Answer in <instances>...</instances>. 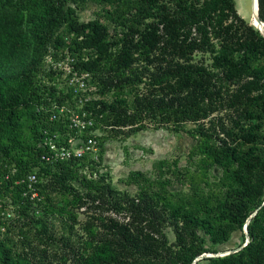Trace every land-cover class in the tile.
Instances as JSON below:
<instances>
[{"label":"trees","instance_id":"trees-1","mask_svg":"<svg viewBox=\"0 0 264 264\" xmlns=\"http://www.w3.org/2000/svg\"><path fill=\"white\" fill-rule=\"evenodd\" d=\"M83 1L0 0V264H192L236 232L243 245L254 213L245 247L195 264H264V38L234 0H95L79 22ZM65 54L85 75L66 103L99 145L184 132V164L130 173L131 194L88 157L46 162L49 138L76 133L49 119L64 99L42 61Z\"/></svg>","mask_w":264,"mask_h":264},{"label":"rangeland","instance_id":"rangeland-1","mask_svg":"<svg viewBox=\"0 0 264 264\" xmlns=\"http://www.w3.org/2000/svg\"><path fill=\"white\" fill-rule=\"evenodd\" d=\"M236 10L239 16L251 23L252 21V3L251 0H234ZM100 10V7L95 0H84L77 7V19L79 22H88L93 17L95 11ZM51 53V52H50ZM75 56L65 54L60 60L55 61L54 57L46 56L42 65L45 69H51L54 72V85L60 90L59 95L64 99L62 105H58L63 109V113H69L70 107L67 105V93L72 90V82L77 76V71L74 68ZM71 112V111H70ZM70 120H75L77 124H81L83 117L77 115L75 111L71 112ZM87 118L91 116L86 115ZM93 123L94 120H93ZM87 132L86 137L100 136L106 132L101 130H92ZM81 135V134H80ZM107 145H97L96 151L92 154L94 161L97 163L99 172L108 174L111 178L112 185L119 190H127L134 194L137 185L129 182L130 173H142L153 177V166L159 160L178 159L180 164H184L185 156L189 153L192 147L196 144L189 135L184 132H173L168 130H146L138 133L135 137L120 142L119 137L110 138ZM80 140H75V145L79 144ZM81 142V141H80ZM105 146V147H104ZM104 147V148H103ZM215 174L219 176L220 171L216 170ZM171 189L179 190V186H174ZM170 239L172 234L169 233ZM243 242V237L240 232L232 235L229 242L217 247L218 252L235 249Z\"/></svg>","mask_w":264,"mask_h":264},{"label":"built area","instance_id":"built-area-1","mask_svg":"<svg viewBox=\"0 0 264 264\" xmlns=\"http://www.w3.org/2000/svg\"><path fill=\"white\" fill-rule=\"evenodd\" d=\"M84 77L85 75L83 76L77 73V76L72 82V86L73 84L77 85V83H81V87ZM66 114H69L68 127L72 130H75L76 133L74 135L68 136L67 139L63 141V143L59 144H57L53 138H49L45 142V145L48 146V152L43 157V159L46 162H64L70 159H80L82 157H88L94 161L95 159L92 157V154L96 151V146L99 145L98 141L95 139V136H87L85 140H80L81 142L79 141L78 145L74 144L75 140H79L77 134L79 135L84 131H89L94 126L93 119L91 117L87 118L86 115L89 116V114L83 113L81 114L83 118L80 119L82 121L81 124H77L75 120H70L72 113L70 111L69 113H63V109L58 105H54L51 109L49 119L51 121L63 119L62 117H65ZM54 138L58 140L59 135L54 136ZM36 172L37 169L35 168L34 171L27 176L28 189L32 193V198L37 197V193L35 191V185L37 183Z\"/></svg>","mask_w":264,"mask_h":264},{"label":"water","instance_id":"water-1","mask_svg":"<svg viewBox=\"0 0 264 264\" xmlns=\"http://www.w3.org/2000/svg\"><path fill=\"white\" fill-rule=\"evenodd\" d=\"M252 3V19H255L256 23L258 25H261L263 27V29H259L253 21H251L250 25L254 26L259 33L261 34V36L264 38V23L260 21L259 17H258V0H251ZM255 215V213L250 216L248 218V220L245 223V226L243 228V233L245 235V243L243 245H241L240 247H237L235 249H230V250H225V251H220L217 252L215 254H202L199 257H197L194 262L192 264H195L197 261L202 260L204 258H208V257H224L227 256L229 254L238 252L239 250H241L243 247H245L247 245V243L249 242V236H248V231H247V223L249 222V220Z\"/></svg>","mask_w":264,"mask_h":264},{"label":"bare ground","instance_id":"bare-ground-1","mask_svg":"<svg viewBox=\"0 0 264 264\" xmlns=\"http://www.w3.org/2000/svg\"><path fill=\"white\" fill-rule=\"evenodd\" d=\"M252 21L254 22V24L259 28V29H263V27L261 26V25H258L257 23H256V21H255V19H252Z\"/></svg>","mask_w":264,"mask_h":264},{"label":"crops","instance_id":"crops-1","mask_svg":"<svg viewBox=\"0 0 264 264\" xmlns=\"http://www.w3.org/2000/svg\"><path fill=\"white\" fill-rule=\"evenodd\" d=\"M133 137H135V136H133ZM133 137H131V138H133ZM129 140H130V138H129ZM108 142H109V141H108ZM108 142H106L104 145L106 146ZM105 146H104V147H105ZM104 147H103V148H104Z\"/></svg>","mask_w":264,"mask_h":264}]
</instances>
